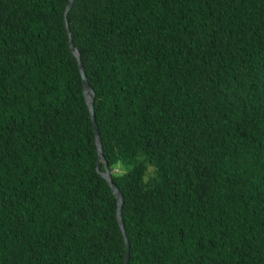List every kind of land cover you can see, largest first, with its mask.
I'll return each mask as SVG.
<instances>
[{
	"label": "trees",
	"instance_id": "1",
	"mask_svg": "<svg viewBox=\"0 0 264 264\" xmlns=\"http://www.w3.org/2000/svg\"><path fill=\"white\" fill-rule=\"evenodd\" d=\"M66 3L0 0V264H123ZM66 21L126 264H264V0H73Z\"/></svg>",
	"mask_w": 264,
	"mask_h": 264
},
{
	"label": "water",
	"instance_id": "2",
	"mask_svg": "<svg viewBox=\"0 0 264 264\" xmlns=\"http://www.w3.org/2000/svg\"><path fill=\"white\" fill-rule=\"evenodd\" d=\"M73 0H67V3L64 7L63 10V17H64V24H65V30L67 32V36H68V47L70 49V51L72 52V54L75 56L76 61H77V66H78V70L80 73V77H81V87H82V93L84 96V100L88 109V113H89V118H90V122H91V128L93 130V135H94V143L96 146V154H97V160H96V164H95V169L99 172V174L105 179V181L107 182L110 190L112 191L115 199H116V209H115V217L117 220V224L119 226V229L121 231V234L123 236V241H124V247H125V251H124V259H123V264H126L127 260H128V242L123 230V225H122V221H121V213H120V206L122 203V195L119 192V190L113 185L112 181H111V177H110V171L106 166V162L102 157V153H101V147H100V141H99V136L97 133V129H96V124H95V120H94V116H93V110H92V103H93V97H94V92L91 89L90 85L87 82V79L85 77L84 71L82 69L81 63L79 61V57H78V52L77 49L72 45L71 43V38H70V32L69 29L67 27V21H66V14L72 4ZM100 163L102 164V170L99 169Z\"/></svg>",
	"mask_w": 264,
	"mask_h": 264
},
{
	"label": "rangeland",
	"instance_id": "3",
	"mask_svg": "<svg viewBox=\"0 0 264 264\" xmlns=\"http://www.w3.org/2000/svg\"><path fill=\"white\" fill-rule=\"evenodd\" d=\"M117 169H118V170H117ZM117 169H116V171H121V168H120V167H118Z\"/></svg>",
	"mask_w": 264,
	"mask_h": 264
}]
</instances>
